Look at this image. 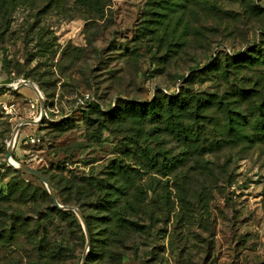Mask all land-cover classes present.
<instances>
[{"label":"rangeland","instance_id":"374dc122","mask_svg":"<svg viewBox=\"0 0 264 264\" xmlns=\"http://www.w3.org/2000/svg\"><path fill=\"white\" fill-rule=\"evenodd\" d=\"M257 5L264 0H15L0 12V264H80L91 245L84 264H264V133L225 144L230 127L215 106L216 96L240 97L247 113L242 99L261 92L263 67L206 68L215 45L258 41ZM21 80L45 102L37 125L25 124L41 116L31 87H3ZM180 85L184 96L214 103L190 130L206 140L196 150L175 142L164 121L140 131L75 111L89 94L103 110L116 101L124 118L129 101ZM257 117L249 123L262 130ZM19 125L11 160L41 173L73 210H54L46 185L6 163ZM31 136L40 142L23 144ZM126 170L130 177L119 176ZM116 178L134 197L130 220L139 224L120 235L106 223L124 203L107 195L123 196ZM76 210L91 224L89 243Z\"/></svg>","mask_w":264,"mask_h":264},{"label":"trees","instance_id":"16d2710c","mask_svg":"<svg viewBox=\"0 0 264 264\" xmlns=\"http://www.w3.org/2000/svg\"><path fill=\"white\" fill-rule=\"evenodd\" d=\"M14 1L15 0H0V10H1L0 12L3 13L4 8L7 7L12 9L13 8L12 5ZM189 5L190 4L188 1H184L183 6H179V8H177L175 12H178L181 15L185 12L183 11V9L188 8ZM256 8L258 9V12L264 17V5L263 6L257 5ZM263 44H264V25L258 31V41L250 46L239 47L237 49L231 48L228 51L227 47H222L221 45H215L212 48V52L211 55L209 56V62L206 68L217 64L234 63V64H243L242 67L251 72H254L255 70L254 68L263 67V69H259L258 72H262L264 74ZM257 49H263L262 51L260 50L261 52L260 58L258 57L259 55H257L255 58L251 55L253 52L258 51ZM250 52L252 53L250 54ZM188 79H189L188 77L182 78V81L185 82ZM258 82L261 84L262 87L261 92L258 94L251 95L250 98L244 97L242 99L247 107V113H244V108L241 106L240 103V97L235 98V100H228L223 98V96L221 97L216 96L217 103L215 104V106H218L219 108L221 106L224 109L225 119L228 123V126L230 127L229 135L227 136V139L223 141L225 144L227 145L235 144V141L237 140L240 141L241 143L249 142L250 144H252L254 142V134L264 133V129L260 130L259 128L249 123V120L252 119L255 114H258L257 117L258 120L264 123V100L262 101V99L264 98V77L259 78ZM151 96H152L151 98L144 100L142 102L129 101V103L125 108V110H127L126 113L127 116L124 118H120V114H118L119 110L122 113H124V111L122 110V108L119 109L118 103H116V101L112 104V107L109 110L101 109L99 104H96V102L92 101L87 106L85 105L87 107L86 109H83V107L80 108L81 106H78L75 111L102 112L108 115L109 118L113 120L112 122H114V124L116 123L118 126H125V124H127L132 128H135V130L138 129L140 131L145 125H154L155 123H158V121L159 122L164 121L166 122V126L171 131L170 134L171 137L175 140V142H178L180 145H184L185 147L192 149L194 147L196 150L197 149L196 145L199 146V144H203V141L206 142L205 139L203 141L201 139H194V136L192 133H190V130L193 128V125L197 122L199 116L205 113V107L207 110L208 105L212 106V104L214 103H210V100L208 102H206V100L203 101L197 100L196 98H193L189 95L184 96V90L181 85L177 88L176 93L164 92L162 90H158V91L154 90V93ZM134 103H139V106L135 105ZM162 103H167V104L162 107L159 106V105H163ZM220 110L222 111L221 108ZM116 120H118V122ZM64 122L66 121L61 120V122H56V123L64 124ZM174 133H181L182 135L175 137ZM234 137H237V139H233ZM135 144L138 147L141 146V143L138 141H136ZM13 156L15 157L14 154ZM145 161L147 164H149L148 158L146 156H145ZM39 174L42 175L41 173ZM119 176L130 177L128 175L127 170ZM113 187L120 192V195L122 193L123 196L120 197L115 195L113 192H109L107 193V195H111L112 197V199L109 200L111 202L113 200H116L115 202L113 201V203L120 204L121 198H124V203L118 210L114 211L115 214L114 219L110 221L107 220L106 223L108 229H109V225L111 226L110 229L113 231V234L115 233L116 235H120L121 233L119 231L123 227L127 226L133 229L139 226V224L130 220L134 215L136 209V202H134V197L130 195L131 193H129V189L126 188V186L120 180H118V178H116ZM53 189L56 194L57 191L56 188L53 187ZM102 200L108 201V199H101L99 203L103 204V202H101ZM54 210L58 211L59 213L66 214L61 212V210H59V208L55 206H54ZM68 214L70 215L71 212ZM84 219L91 237L92 236L91 224L86 216H84ZM102 219H101L102 221L105 220L104 218ZM92 252L94 253V249H92V245H91L86 258L90 257Z\"/></svg>","mask_w":264,"mask_h":264},{"label":"water","instance_id":"95a60500","mask_svg":"<svg viewBox=\"0 0 264 264\" xmlns=\"http://www.w3.org/2000/svg\"><path fill=\"white\" fill-rule=\"evenodd\" d=\"M22 85L31 87L32 91L37 96V98H38V100L40 102V106H41V116H40V118L38 120L29 121V122L25 123V124L37 125L44 118V116H45V109H46L45 102L43 100V97L40 95V92L38 91L39 90L38 87L36 85H34L33 83H31L30 81H25V80L18 81L17 83H15L14 86L13 85H5L3 87L4 88L5 87H9V88H12V89L16 90L18 87H20ZM32 85H33V87H32ZM20 126L21 125H19L16 128L15 132H14L15 141L13 142L12 141L13 139H11L10 142L8 143V147H7V151H6V158H5L6 163L10 167H12V168L20 171L21 173H25V174H28V175H31V176L37 178L44 185H46L47 188H48V192H49L50 198L53 201V204H54L55 207H58V208L63 209V210H73V208H71V207H63V206H61L59 204V202L57 201V198H56L55 191L53 190V188H51L48 185L46 179L42 175H40L37 171H35V170L31 169V168H28V167H22L21 165H19L18 167H16L12 163H10V160L12 159V153H13V150H14L15 145H16V141H17V138L16 137H17V133L19 131V127ZM76 213L78 214V216H79V218H80V220L82 222V225H83V228H84V232H85V235H86V240H87V243H89V234H88L87 227L85 226L83 217H82V215L77 210H76ZM87 251H88V248L85 250V252H84V254L82 256V260H81V263L80 264H84L85 263L86 257H87V254H88Z\"/></svg>","mask_w":264,"mask_h":264},{"label":"built area","instance_id":"2783aa9c","mask_svg":"<svg viewBox=\"0 0 264 264\" xmlns=\"http://www.w3.org/2000/svg\"><path fill=\"white\" fill-rule=\"evenodd\" d=\"M92 101H93V98L89 94H87V95H84L83 97H81L80 99H78L77 106L83 107ZM4 108L7 109L6 107H4ZM39 142H40V138L34 137V136L25 137V139L23 140V144H25V145L28 143L29 144H38Z\"/></svg>","mask_w":264,"mask_h":264},{"label":"bare ground","instance_id":"6f19581e","mask_svg":"<svg viewBox=\"0 0 264 264\" xmlns=\"http://www.w3.org/2000/svg\"><path fill=\"white\" fill-rule=\"evenodd\" d=\"M10 163H12L13 165H15L13 160H10ZM16 167H18V165Z\"/></svg>","mask_w":264,"mask_h":264}]
</instances>
